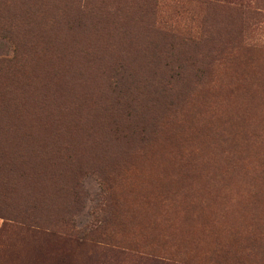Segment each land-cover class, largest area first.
I'll return each instance as SVG.
<instances>
[{"label": "rangeland", "instance_id": "obj_1", "mask_svg": "<svg viewBox=\"0 0 264 264\" xmlns=\"http://www.w3.org/2000/svg\"><path fill=\"white\" fill-rule=\"evenodd\" d=\"M88 256L264 264V0H0V264Z\"/></svg>", "mask_w": 264, "mask_h": 264}, {"label": "trees", "instance_id": "obj_2", "mask_svg": "<svg viewBox=\"0 0 264 264\" xmlns=\"http://www.w3.org/2000/svg\"><path fill=\"white\" fill-rule=\"evenodd\" d=\"M152 165H146L142 168L145 176L150 177L153 176L155 173L158 175H163L166 173V169L162 166L157 165L156 168H152Z\"/></svg>", "mask_w": 264, "mask_h": 264}, {"label": "crops", "instance_id": "obj_3", "mask_svg": "<svg viewBox=\"0 0 264 264\" xmlns=\"http://www.w3.org/2000/svg\"><path fill=\"white\" fill-rule=\"evenodd\" d=\"M80 264H129L127 262H111V261H94L90 256L87 260L80 261ZM155 264H161L158 261H155ZM164 264V263H162Z\"/></svg>", "mask_w": 264, "mask_h": 264}]
</instances>
